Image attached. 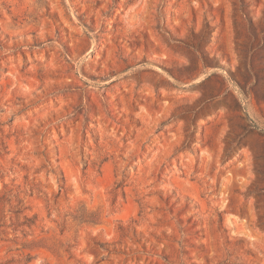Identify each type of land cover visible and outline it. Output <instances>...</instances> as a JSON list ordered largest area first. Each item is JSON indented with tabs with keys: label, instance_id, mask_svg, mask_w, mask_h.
Returning a JSON list of instances; mask_svg holds the SVG:
<instances>
[{
	"label": "rangeland",
	"instance_id": "rangeland-1",
	"mask_svg": "<svg viewBox=\"0 0 264 264\" xmlns=\"http://www.w3.org/2000/svg\"><path fill=\"white\" fill-rule=\"evenodd\" d=\"M0 264H264V0H0Z\"/></svg>",
	"mask_w": 264,
	"mask_h": 264
}]
</instances>
